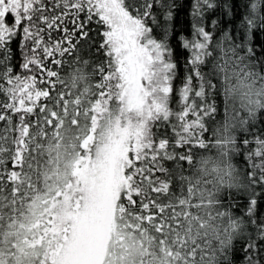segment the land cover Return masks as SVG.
Segmentation results:
<instances>
[{"label": "snow or ice", "instance_id": "1", "mask_svg": "<svg viewBox=\"0 0 264 264\" xmlns=\"http://www.w3.org/2000/svg\"><path fill=\"white\" fill-rule=\"evenodd\" d=\"M187 6L0 0V264H264V0Z\"/></svg>", "mask_w": 264, "mask_h": 264}, {"label": "trees", "instance_id": "2", "mask_svg": "<svg viewBox=\"0 0 264 264\" xmlns=\"http://www.w3.org/2000/svg\"><path fill=\"white\" fill-rule=\"evenodd\" d=\"M178 2L181 4L189 5L187 7L177 9L178 17L175 21L177 29L183 31L185 34H188L190 22V0H178ZM255 42L257 44L264 43V34L258 35Z\"/></svg>", "mask_w": 264, "mask_h": 264}]
</instances>
